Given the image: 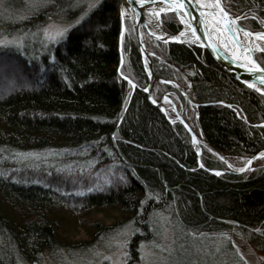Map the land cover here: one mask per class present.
Returning a JSON list of instances; mask_svg holds the SVG:
<instances>
[{
	"label": "trees",
	"instance_id": "16d2710c",
	"mask_svg": "<svg viewBox=\"0 0 264 264\" xmlns=\"http://www.w3.org/2000/svg\"><path fill=\"white\" fill-rule=\"evenodd\" d=\"M96 2L0 0V38L21 40L0 46V264L32 262L42 250L77 243L68 231L80 222L74 216L106 206L124 214L108 225L94 218L101 231L132 229L125 264H136L161 210L176 234L189 238L240 231L264 264V163L239 174L198 167L190 135L170 121L174 112L147 99L148 74L128 19L119 47L118 0L89 10ZM222 2L244 28H264V0ZM48 21L65 25L63 39L46 40ZM160 21L170 32L180 28L174 12ZM145 38L156 74L190 87L197 117L180 96L182 115L208 143L238 165L264 149L261 93L203 48ZM254 54L264 67V52ZM118 69L136 84L133 91ZM170 89L156 81L151 93L158 100ZM200 157L207 167L225 168L204 145Z\"/></svg>",
	"mask_w": 264,
	"mask_h": 264
},
{
	"label": "rangeland",
	"instance_id": "374dc122",
	"mask_svg": "<svg viewBox=\"0 0 264 264\" xmlns=\"http://www.w3.org/2000/svg\"><path fill=\"white\" fill-rule=\"evenodd\" d=\"M64 28L65 25L61 23L48 21L44 25L43 34L45 36V29ZM259 31H264V28ZM123 35L128 36L125 29ZM46 40L49 39L46 38ZM7 41H13L12 44L18 45L21 40L18 37L0 38V44ZM255 47L258 50L264 48V39L258 38ZM176 84L187 90V94L191 96L189 87ZM167 92L173 93L170 97L171 101L178 108L181 107L180 96L182 95L175 88ZM190 108L194 110L195 114V108L193 106ZM165 109L166 112L172 110L169 106ZM174 118L175 113L170 119ZM191 118L195 124L193 114H191ZM194 130L199 137H202L198 128H194ZM245 159L240 165L233 163L230 157L223 162L225 168L239 167L244 164ZM262 163H264V157H258L253 166ZM57 210L67 216L71 215L64 208H57ZM90 211L92 212L91 216L82 213L76 214L74 217H77L80 222L77 223L75 229H68L70 240L77 243L70 246L61 245L53 251L42 250L35 261L23 264H125L127 242L132 234V229L127 225H119L110 232L104 233L94 219L99 218L106 225L113 224L115 220H121L124 212L117 207L108 206ZM154 222V235L150 240H144L140 243L136 264H263L262 255L252 244L246 241L240 231L232 230L225 233L209 234L205 240L202 237L199 238L195 233H189L192 236L189 238L188 235L183 236L185 233L179 231L176 234L170 216L164 210L155 212ZM93 234H98V236H93ZM194 236L195 238H193ZM232 251L234 252L233 256Z\"/></svg>",
	"mask_w": 264,
	"mask_h": 264
},
{
	"label": "water",
	"instance_id": "95a60500",
	"mask_svg": "<svg viewBox=\"0 0 264 264\" xmlns=\"http://www.w3.org/2000/svg\"><path fill=\"white\" fill-rule=\"evenodd\" d=\"M154 2H159L164 6V8H167V3L164 2V0H145L143 5H141V3L138 2V0H118V13L121 20V32L124 29V20L126 18L129 19L132 23L133 33L148 74V83L143 90L147 95L148 101L152 105L161 108L165 112L166 109L165 106L163 105V99L167 97L168 99L171 100V98L168 96L170 92L165 93L159 100H156L152 97L151 91L156 81L167 83L171 87L175 88L182 96H184L188 100L189 104L194 108H197L200 104L197 103L195 100H193L192 97H190L187 94V90L180 88V86H178L175 82L163 79L156 74L152 61L149 56V54L152 52L149 49L148 45L146 44L145 34L149 35L155 40L162 42L181 43L185 45H192L203 48L206 51V53L209 55V57L213 60V62L218 67H220L225 73H227L228 75H230L231 77H233L234 79L243 83L246 86H248L249 84H253L254 87H250V88L256 91L257 89H260V91L258 92L264 96V84H261L260 82L261 78H264V71H250V69H253L254 64L250 63L248 59H245L246 54L244 49H248V48L252 49V52L250 53L251 60L255 62V66L264 69V67L255 58L254 51L256 50L255 47L256 41L253 42L248 41L244 43L240 40V38L236 34V32L239 33L248 32L252 34L250 35V37L256 38L257 33L263 34L264 31H252L241 26V24L239 23L241 17L239 15H232L230 12H228L225 9L223 2L221 0L223 8L228 13V19L235 21L234 24L229 25V28L234 29V31L225 30V24L222 21L219 25V28L222 33L221 37L217 39L216 36L214 35L213 39L211 40L206 39L205 38L206 31L210 30V26L208 29H206L205 25L201 23V20L205 19V17H201L200 13L206 12V13L217 14V18L221 19V17L219 16V9L212 8L211 10L208 11L206 8L201 7V5L197 3V0H190V2L189 0H186L185 8L182 11H180L179 14L174 12L180 21V28L175 32H170L162 26L159 20V16H158L157 26H153L151 23L147 21L144 13V7L147 4ZM210 2L212 3V0H210ZM122 10L124 12L123 17L121 16ZM192 29H196V37H199V39H196V37L192 35ZM121 32L119 35V44H120ZM182 32L184 33L183 36L180 35V33ZM233 40H235L236 42L234 43ZM225 44H227V46H225ZM120 58L122 60L121 48H120ZM118 73L121 78H123L129 83L130 89L131 91H133L136 88V84L129 77L119 72V69H118ZM224 104L229 105L227 103ZM170 107L175 113V118L171 119L170 121L180 123L188 132L192 144L196 151L197 165L198 167L204 169L207 172H210L212 174L243 173L253 167L255 160L260 156V152L264 151V150H260L254 155L247 157L244 161V164L239 167H228L222 169L207 167L202 162L200 157L201 145L207 147L211 152L215 153L223 161H226L229 158V155L223 154L220 150H218L210 143H208V141L206 140L204 135H202V133L201 135L203 137V142L200 145L198 140L199 139L198 134L196 133L194 128L183 118L182 106L178 108L174 104V102H172V106ZM196 116H197V110H196ZM120 120L121 118L119 119L118 124L120 123ZM249 161L251 163H249ZM242 168L244 169V171H239V169Z\"/></svg>",
	"mask_w": 264,
	"mask_h": 264
},
{
	"label": "snow or ice",
	"instance_id": "6c2138e0",
	"mask_svg": "<svg viewBox=\"0 0 264 264\" xmlns=\"http://www.w3.org/2000/svg\"><path fill=\"white\" fill-rule=\"evenodd\" d=\"M99 0H97L96 3H90L89 4V10H91L92 8H95L98 4ZM139 3H141V5H143V3L145 2V0H138ZM164 2L167 3V8H160L159 12H156L155 15L158 17L160 15V13L162 12H166V11H173L176 12L177 14L180 13V11H182L185 8V3L186 0H164ZM190 2V0H189ZM197 3H199L201 5V7L203 8H216L219 9V16L221 17V19L217 18V14H213V13H206V12H201L200 16L201 17H205V19L201 20V23L205 25L206 29L209 28L210 26V30L206 31V39H213V36L215 35L217 39H219L222 35L221 30L219 28L220 23L223 21L225 24V30H229V31H234V29L229 28L230 24H234L235 21L234 20H230L228 19V13L227 11L223 8L221 0H212V3H207L205 2V0H197ZM186 14V13H185ZM87 15V13H85V16ZM121 16H124V12L123 10L121 11ZM84 17H81V19H83ZM239 19V18H237ZM183 22V21H182ZM77 23H79V21H77ZM68 29L64 28V29H55V30H49V29H45V36L47 39H49L52 42H56L59 39H63L67 33ZM181 36L184 35V33H180ZM192 35L194 37H196V29H192ZM245 36H250L252 35L251 33L245 32L244 33ZM257 37L259 39H264V34H260L257 33L256 34ZM175 39V38H173ZM196 39H199V37H196ZM233 42L235 43L236 41L233 40ZM14 43L13 41H7L4 42L2 44H0V46H7L9 44ZM225 46H227V44H225ZM260 51H264V48L259 49ZM245 51V59H248L250 63L254 64L253 69H250V71H264V69L259 68L258 66H255V62L253 60H251L250 57V53L252 52V49L248 48V49H244ZM235 58V57H234ZM261 84H264V78H261L260 80ZM249 87H254L253 84H249ZM257 91H260V89H257ZM261 155H264V153H262ZM249 163H251L249 161ZM239 171H244V169H239ZM217 175H219L220 173H216ZM89 191H91V189H89ZM80 195H83V193H79Z\"/></svg>",
	"mask_w": 264,
	"mask_h": 264
},
{
	"label": "bare ground",
	"instance_id": "6f19581e",
	"mask_svg": "<svg viewBox=\"0 0 264 264\" xmlns=\"http://www.w3.org/2000/svg\"><path fill=\"white\" fill-rule=\"evenodd\" d=\"M205 2L211 3L210 0H205ZM160 8H164V6L159 2L149 3L144 7L145 17H146L147 21L149 23H151L153 26H157V24H158V17L155 15V13L158 12L160 10ZM206 9L209 11L212 8H206ZM236 34L240 38V40L244 43H246L248 41H250V42L256 41V43H257V39H258L257 37L254 38V37H250V36H245L243 32L242 33L236 32ZM168 96L171 97V93H169ZM163 105L166 107L172 106V101L170 99H168L167 97H165L163 99ZM198 140H199V144L201 145V143L203 142V137H199ZM262 153H264V151L260 152L259 157H264V155H261Z\"/></svg>",
	"mask_w": 264,
	"mask_h": 264
},
{
	"label": "flooded vegetation",
	"instance_id": "af4514ba",
	"mask_svg": "<svg viewBox=\"0 0 264 264\" xmlns=\"http://www.w3.org/2000/svg\"><path fill=\"white\" fill-rule=\"evenodd\" d=\"M168 12V11H167ZM180 22V21H179ZM160 23H161V21H160ZM162 24V23H161ZM132 25V24H131ZM163 26V25H162ZM132 29H133V27H132Z\"/></svg>",
	"mask_w": 264,
	"mask_h": 264
}]
</instances>
